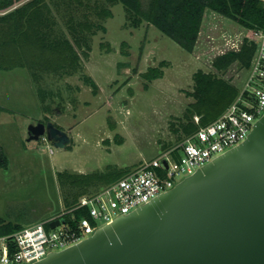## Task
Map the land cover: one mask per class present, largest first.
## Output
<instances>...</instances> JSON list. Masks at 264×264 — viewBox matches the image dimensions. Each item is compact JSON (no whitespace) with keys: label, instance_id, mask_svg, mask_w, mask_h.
Returning <instances> with one entry per match:
<instances>
[{"label":"rangeland","instance_id":"obj_1","mask_svg":"<svg viewBox=\"0 0 264 264\" xmlns=\"http://www.w3.org/2000/svg\"><path fill=\"white\" fill-rule=\"evenodd\" d=\"M111 11L106 31L87 36L89 56L74 74L38 71L35 80L25 67L0 69V105L7 109L0 113V145L8 160L0 169V218L6 222L48 227L51 217L67 213L81 191L62 184L59 172L132 166L180 143L187 135L176 129L193 100V73L214 70L212 59L238 47L248 33L206 10L197 44L187 52L146 21L131 27L121 3ZM150 66H160L162 75L146 81L141 74ZM246 73L233 64L224 76L240 86ZM47 119L68 131L69 147L27 141L28 124Z\"/></svg>","mask_w":264,"mask_h":264},{"label":"water","instance_id":"obj_2","mask_svg":"<svg viewBox=\"0 0 264 264\" xmlns=\"http://www.w3.org/2000/svg\"><path fill=\"white\" fill-rule=\"evenodd\" d=\"M252 127L172 188L31 264H264V112ZM40 138L71 144L51 120L28 124L27 141Z\"/></svg>","mask_w":264,"mask_h":264},{"label":"trees","instance_id":"obj_3","mask_svg":"<svg viewBox=\"0 0 264 264\" xmlns=\"http://www.w3.org/2000/svg\"><path fill=\"white\" fill-rule=\"evenodd\" d=\"M116 3L124 6L131 27H139L146 21L187 52H192L197 44L206 10L227 17L246 30L255 29L264 21L261 0H0V69L25 67L35 80L39 77L38 71L74 74L81 67L82 56H89L91 47L87 36L106 31L103 21L112 16L111 6ZM255 48V42L244 36L237 48L212 59L214 70L198 69L193 73V90L189 94L193 100L187 104L176 131L189 135L198 127L194 116L199 115V125H204L224 111L239 88L224 74L233 64L246 71ZM161 75L160 66H150L141 74L146 81ZM84 81L93 90L97 87L90 76H85ZM6 110L0 105V113ZM7 163L0 145V169ZM128 172L127 168L108 166L104 171L59 172L58 176L62 184L81 191L68 206L72 208L87 187L99 185L101 188ZM71 214L81 217L87 211L76 209L64 213L63 217L69 219ZM20 228L19 224L0 218V235Z\"/></svg>","mask_w":264,"mask_h":264},{"label":"built area","instance_id":"obj_4","mask_svg":"<svg viewBox=\"0 0 264 264\" xmlns=\"http://www.w3.org/2000/svg\"><path fill=\"white\" fill-rule=\"evenodd\" d=\"M261 2L264 5V0ZM244 36L252 39L256 48L235 98L218 117L199 125V116H194L198 127L180 143L115 182L82 195L67 211L85 208L86 216L71 214L69 219L64 218L58 225L50 227L49 221L63 217L66 213L63 212L51 217L48 227L36 223L0 235V264H31L51 251L82 240L99 226L172 188L198 167L242 142L264 112V21L261 26L249 29Z\"/></svg>","mask_w":264,"mask_h":264},{"label":"crops","instance_id":"obj_5","mask_svg":"<svg viewBox=\"0 0 264 264\" xmlns=\"http://www.w3.org/2000/svg\"><path fill=\"white\" fill-rule=\"evenodd\" d=\"M143 163H145V162H142V161H141V162L136 163V164H134V165H132V166H124V167L115 166V167H117V168H127L129 171H132V170L138 168L139 166L143 165ZM110 166H113V165H110ZM107 167H108V166H107ZM107 167H106V168H107ZM106 168H105L104 170H106ZM104 170H97V171H104Z\"/></svg>","mask_w":264,"mask_h":264},{"label":"flooded vegetation","instance_id":"obj_6","mask_svg":"<svg viewBox=\"0 0 264 264\" xmlns=\"http://www.w3.org/2000/svg\"><path fill=\"white\" fill-rule=\"evenodd\" d=\"M46 122V121H45Z\"/></svg>","mask_w":264,"mask_h":264}]
</instances>
